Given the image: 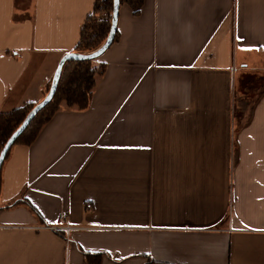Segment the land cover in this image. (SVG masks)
Returning <instances> with one entry per match:
<instances>
[{
    "label": "crops",
    "instance_id": "crops-1",
    "mask_svg": "<svg viewBox=\"0 0 264 264\" xmlns=\"http://www.w3.org/2000/svg\"><path fill=\"white\" fill-rule=\"evenodd\" d=\"M94 4L0 0V112L43 99ZM116 30L87 106L1 164L0 264H264V87L233 115L264 0L122 4Z\"/></svg>",
    "mask_w": 264,
    "mask_h": 264
},
{
    "label": "trees",
    "instance_id": "trees-1",
    "mask_svg": "<svg viewBox=\"0 0 264 264\" xmlns=\"http://www.w3.org/2000/svg\"><path fill=\"white\" fill-rule=\"evenodd\" d=\"M119 3L120 5H128L132 12L137 14L140 11L143 0H119ZM112 10L113 0H95L93 11L85 19L79 41L72 52L86 54L101 46L102 41L106 39L110 30ZM116 34L117 30L114 39ZM90 62L91 60L72 59L65 61L52 99L44 108L37 112L23 132L15 139L12 146L17 143H31L40 127L59 108L60 103L64 102L68 107L76 109H83L87 106L95 83V76L101 71V68L99 70L92 67ZM33 106V104H24L9 112H0L1 149ZM8 153L9 151L5 158Z\"/></svg>",
    "mask_w": 264,
    "mask_h": 264
},
{
    "label": "water",
    "instance_id": "water-1",
    "mask_svg": "<svg viewBox=\"0 0 264 264\" xmlns=\"http://www.w3.org/2000/svg\"><path fill=\"white\" fill-rule=\"evenodd\" d=\"M119 0H113V10H112V18H111V25L109 33L104 41V43L98 47L96 50L82 54L77 52H68L65 55L61 57L59 60L56 69L54 71L48 92L43 97L42 100H40L38 103H36L31 110L27 113L21 124L18 126V128L10 135V137L5 142L4 146L2 147L0 151V167L1 164L9 151L10 147L14 143L15 139L23 132V130L27 127L29 122L33 119V117L39 112L42 108H44L49 101L52 99L55 90L57 88V84L60 78L62 66L67 60H93L95 58H98L113 42L114 36L116 33V26H117V17H118V11H119Z\"/></svg>",
    "mask_w": 264,
    "mask_h": 264
},
{
    "label": "rangeland",
    "instance_id": "rangeland-1",
    "mask_svg": "<svg viewBox=\"0 0 264 264\" xmlns=\"http://www.w3.org/2000/svg\"><path fill=\"white\" fill-rule=\"evenodd\" d=\"M105 40L102 41V44ZM101 44V45H102ZM91 66L100 70L101 66L97 64V58L91 60ZM252 87H258L259 89H251ZM264 87V77L252 74H245L242 76L238 89L234 91L233 96V115L237 116L243 108L252 103L255 95L260 89ZM245 94V97L243 96ZM249 99V100H248ZM245 101H249L245 103ZM246 105H245V104ZM249 103V104H250Z\"/></svg>",
    "mask_w": 264,
    "mask_h": 264
},
{
    "label": "built area",
    "instance_id": "built-area-1",
    "mask_svg": "<svg viewBox=\"0 0 264 264\" xmlns=\"http://www.w3.org/2000/svg\"><path fill=\"white\" fill-rule=\"evenodd\" d=\"M87 208L90 207L89 204L86 205ZM60 220H61V224H58V225H51V226H42L43 228H47V229H50V230H55V231H62L64 232L65 234V237L66 239L68 240V235L70 234L71 230L73 229V227L67 225V224H62L63 222H65L66 220V214L65 213H62L60 215ZM39 228V227H38Z\"/></svg>",
    "mask_w": 264,
    "mask_h": 264
}]
</instances>
